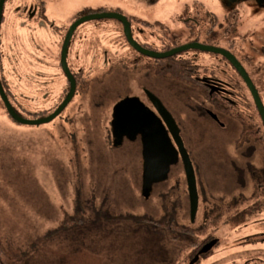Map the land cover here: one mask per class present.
Returning <instances> with one entry per match:
<instances>
[{
	"label": "rangeland",
	"instance_id": "obj_1",
	"mask_svg": "<svg viewBox=\"0 0 264 264\" xmlns=\"http://www.w3.org/2000/svg\"><path fill=\"white\" fill-rule=\"evenodd\" d=\"M51 1L48 23H56L63 31L73 27L75 14L83 7L109 8L111 13L106 14L109 17L90 20L80 28L81 32L108 34L117 23L111 17L119 15L113 9L145 19H163L175 11L172 26L179 25L176 15L181 12L183 3L191 0ZM200 1L215 10V0ZM9 23L6 21L3 26L2 35L7 33ZM16 23H10V35L24 33L16 28ZM34 35L35 32L33 36L28 33L24 46L13 43L14 51L9 49L8 55L14 59L13 73L22 75L24 81L26 74L34 76L35 70L45 73L49 78L48 90L52 91V97H58L63 84L57 67L60 50L47 36ZM105 36L97 44H107L111 36ZM34 38L43 54L35 53L28 45ZM35 54L42 55V64L33 62ZM95 71L90 95L84 98L76 95L62 115L50 123L19 124L7 116L0 103V237L11 243L13 249L23 250L35 239L64 226L35 249V264H171V261L173 264H245L252 259L255 261L249 264H264L262 205L251 218L224 226L214 220L206 223L204 215L206 205H223L231 201L232 196L237 199L257 190L258 182L255 178L252 183L251 167L248 168L242 157L253 156V153L244 147L243 154L239 155L236 148L238 139L251 138H239V130L232 121L223 119L226 127L222 128L201 114L180 112L175 108L176 118L183 123L185 147L197 179L199 207L192 222L188 185L181 165L175 166L166 181L154 184L145 197L140 145L126 142L122 147L112 148L110 107L118 97L129 94L130 89L124 83V73L103 76V71ZM52 72H56L57 77H48ZM134 76L136 74L128 75L130 85L135 83ZM23 80L20 78L17 83L24 84ZM154 91L158 88L154 87ZM250 160L251 166L262 163ZM257 196L256 193L257 202L262 200ZM99 216L102 219L98 220ZM71 218L83 221L65 227V222ZM142 218L172 219L196 230L202 240L212 236L219 243L212 253L198 259L188 257L189 254L167 252L156 237H151L156 235L150 231L148 222L140 221Z\"/></svg>",
	"mask_w": 264,
	"mask_h": 264
},
{
	"label": "flooded vegetation",
	"instance_id": "obj_2",
	"mask_svg": "<svg viewBox=\"0 0 264 264\" xmlns=\"http://www.w3.org/2000/svg\"><path fill=\"white\" fill-rule=\"evenodd\" d=\"M50 3H52L51 0ZM50 3L48 0L3 1L0 24V78L5 83L4 88L9 103L19 117L25 120H38L52 115L70 95L71 80L75 81L71 101L76 95L83 98L89 96L95 69L98 72L103 71V76L121 72L126 75L124 83L129 87L130 92L118 97L110 107L109 143L113 149L122 147L126 142L140 145L142 179L143 136L138 133L133 141L130 137H133L135 132L151 130L155 132L152 137L157 142L158 138L161 139L163 146L165 142L163 135L159 134L160 124H144L140 122L139 117L144 114L145 116L153 114L158 117L171 141V149L161 155L162 159L157 164V170L164 169L166 162L174 158V149H177L171 128L162 116L164 107L174 118L185 146L183 123L176 118L175 108L180 112L193 111L201 114L211 123L222 128L226 127L223 119L232 121L239 130V138H251L244 141L238 139L236 148L239 149V155L243 154L244 147L253 153V156H242L248 168L251 167L252 183L256 178L258 183L264 184V139L259 141L252 135L255 130L264 131V121L254 93L238 69V67L241 68L246 74L264 108V0H215V10L207 8L200 0H191L183 3L181 12L176 15L179 25L172 26L171 21L174 19L175 11L163 19H145L124 15L123 10L113 9L116 10L114 13L119 15L111 17L117 23L108 34L80 31L91 17H96L91 21L104 19L109 17L107 13H111L105 6L83 7L75 14L72 25L74 26L80 20H88L77 26L70 36L71 27L63 31L56 23L52 21L48 23V19L51 18L49 14L51 12L48 10ZM100 16L103 17L100 18ZM6 21H10L12 25L17 22L16 28L23 30L24 33L16 32L10 35L9 23L6 27L7 33L2 35L1 30ZM38 31L40 32L37 33ZM33 32H35L34 36L36 34L47 36L49 41L54 42L60 50L57 67L60 71L58 76L60 80L63 79V84L58 97H52V91L48 90L49 78H46L45 73L35 70L34 76L26 74L25 81L22 75L16 76L13 73L14 59L8 55V51L9 49L14 51L13 43L16 46L19 44L24 46L28 33L33 36ZM103 35H110L111 37L108 38L110 41L105 45L97 44ZM28 45L35 53L43 54L35 38ZM192 45L209 47L221 52H209L194 47L178 51L169 57H158ZM41 56L35 54L33 62L42 64ZM230 57L235 63L229 59ZM48 59L51 61V57ZM68 60L73 64L72 68L69 67ZM50 65L48 67L53 68ZM2 66H5L6 70ZM55 73H50L48 77H57ZM131 73L136 74L133 85L128 83L131 81V77L128 78ZM20 78L24 84L21 81L17 83ZM154 87H157L158 91H154ZM16 89H22V92ZM131 100H137L136 104L142 107L139 108L135 104L136 107L128 109V113L136 118L133 122L126 121L125 124H119L118 118L114 120V112L119 111ZM124 113L123 111L122 115L127 116ZM157 151L156 146L151 144L150 154L155 156ZM250 159L261 160L262 163L259 166H251L253 162ZM180 165L181 173L185 176L183 162L179 155L178 163L170 165L168 178L173 174L175 166ZM241 185L244 186V182ZM148 195L144 194L145 197ZM255 196L256 190L253 189L252 194L237 199L232 196L231 201L223 205L219 203L212 207L206 205L205 222L214 220L224 226L242 218H251L261 205L264 208V196L259 202L256 201ZM203 241L204 244L197 252L198 256H194L197 259L212 253L213 248L219 243V240L212 236L204 237ZM211 244L213 247L208 252L201 253ZM251 261L255 259L245 264Z\"/></svg>",
	"mask_w": 264,
	"mask_h": 264
},
{
	"label": "water",
	"instance_id": "obj_3",
	"mask_svg": "<svg viewBox=\"0 0 264 264\" xmlns=\"http://www.w3.org/2000/svg\"><path fill=\"white\" fill-rule=\"evenodd\" d=\"M3 1L4 0H1V2H0V24H1V12H2V8H3ZM101 17H103V16H100V18ZM94 18H96V17H91L89 20L94 19ZM86 20H88V19L80 20L79 22L74 24V26L71 28L69 36L71 35L72 31L77 26H79L81 23H83ZM66 46H67V43H66ZM194 47L204 49V50L209 51V52L219 51V50L209 48V47L192 45V46H188L184 49H180V50H177V51H174V52L162 55V56H158V57L159 58L169 57L178 51H182V50H185L188 48H194ZM219 52H221V51H219ZM222 53L224 55H226L227 57H229L226 53H224V52H222ZM229 59H231V57ZM232 62L235 63L233 60H232ZM238 69L241 72V74L243 75V77L246 79L248 85L251 87V89L254 93L255 101H256L259 109H260V113H261L262 119L264 121V108H263L262 103L258 97V94L255 91L250 80L247 78L246 74L243 72V70L239 67H238ZM71 84H72L71 93L67 97V99L64 101V103L52 115H50L46 118L38 119V120H25L24 118L19 117L13 111L12 106L10 105V103L8 101V98L4 93V88L1 84V81H0V95H1V98L4 102L5 107L7 109L8 114L17 123L23 124V125H42V124L50 123L53 120H55L62 113V111L66 108V106L69 104V102L71 101L73 94H74L75 81L71 80ZM128 103H130V104H128ZM128 103L124 104V106L119 111L114 112V120H116V118H118L119 124H125L126 121L133 122V120L136 118L134 115H131L128 113V111H129L128 109H130L133 106L136 107L135 104L137 103V100H131V102H128ZM136 105L139 108L142 107L140 104L139 105L136 104ZM123 111L127 114V116L124 117L122 115ZM145 115L146 114H144L142 117H139L138 119L140 120V122H142L144 124L145 123H154V124L158 123V124H160L159 134H160V136L163 135L165 146H163V144H161V139L159 140V138H158V142H157L155 140V138L152 137L155 135L154 134L155 132H153L151 130L138 131V132L134 133L133 137H130V140L133 141L136 134L140 133L143 136V144H144V150H143L144 165H143V180H142L143 194H148L150 192V190L152 189V187L154 186V184L164 182L168 179V173H169L170 165L177 164L178 159H179V155H180L182 162H183V166H184V170H185V176H186L187 185H188L189 198H190L191 220L193 222L196 218V215L198 212V207H199V195H198V188H197V179H196L195 169H194L193 163L191 161L190 155H189V153H188V151L184 145V142L180 136L179 128H178L174 118L163 107L162 116H163V118H165V120L167 121V123L169 124V126L171 128L173 138H174L176 145H177V149H174V147H173V149H174L173 157L174 158L172 160H169L166 162V164L164 165V169L162 171L157 170L156 169L157 164L160 163L161 159H162L161 155L164 154L165 151L171 149V147H170L171 141H170L169 137L167 136L166 130L163 127L161 120L153 114L152 115L150 114L148 116H145ZM144 119L146 120V122ZM151 144H154L156 146V148L158 149V151L156 152L157 154L155 156H152L150 154V145ZM156 156H158V157H156ZM212 247H213V244L209 245V247L207 249L205 247L201 253L208 252Z\"/></svg>",
	"mask_w": 264,
	"mask_h": 264
},
{
	"label": "trees",
	"instance_id": "obj_4",
	"mask_svg": "<svg viewBox=\"0 0 264 264\" xmlns=\"http://www.w3.org/2000/svg\"><path fill=\"white\" fill-rule=\"evenodd\" d=\"M1 65V64H0ZM1 67V66H0ZM1 70V68H0ZM1 81V78H0ZM1 84L4 88V82L1 81ZM4 93L7 96V92L4 88ZM8 98V96H7ZM0 103L3 105L4 109L5 105L0 95ZM7 116L13 120L10 115L8 114L6 110ZM245 123V122H244ZM253 138L256 140H262L264 139V131H253L252 132ZM257 185V197H263L264 196V184L263 182H259ZM256 197V196H255ZM98 220L102 217H97ZM82 219L77 218H71L65 222V227H69L70 225H73L75 222H82ZM142 223L148 222V226L151 227L150 231L152 234H155L156 237L159 240V244L161 248L165 249L167 252H176L177 254H189L188 257H194L197 255V252L204 244V241L198 237L197 231L194 229H189L185 226H182L180 224H177L172 219H166L163 221H156L152 219H140ZM64 229L63 227H60L59 229ZM57 229V230H59ZM57 230H54L52 233L41 236L29 244L25 249L23 250H15L13 249L11 243L4 241L0 237V264H35L37 260H35V249L40 246L43 243H46L53 235L54 232ZM41 245V246H42ZM171 264H173V261H171Z\"/></svg>",
	"mask_w": 264,
	"mask_h": 264
},
{
	"label": "bare ground",
	"instance_id": "obj_5",
	"mask_svg": "<svg viewBox=\"0 0 264 264\" xmlns=\"http://www.w3.org/2000/svg\"><path fill=\"white\" fill-rule=\"evenodd\" d=\"M85 23V22H84Z\"/></svg>",
	"mask_w": 264,
	"mask_h": 264
}]
</instances>
